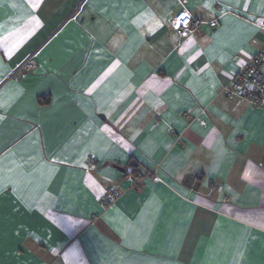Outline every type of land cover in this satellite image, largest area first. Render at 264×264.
Wrapping results in <instances>:
<instances>
[{
	"label": "crops",
	"instance_id": "0c3cea01",
	"mask_svg": "<svg viewBox=\"0 0 264 264\" xmlns=\"http://www.w3.org/2000/svg\"><path fill=\"white\" fill-rule=\"evenodd\" d=\"M263 45L264 0H0V264H264V106L221 91Z\"/></svg>",
	"mask_w": 264,
	"mask_h": 264
},
{
	"label": "built area",
	"instance_id": "2783aa9c",
	"mask_svg": "<svg viewBox=\"0 0 264 264\" xmlns=\"http://www.w3.org/2000/svg\"><path fill=\"white\" fill-rule=\"evenodd\" d=\"M182 18L186 21L185 23H180ZM172 24L176 35L185 38L196 30L201 22L193 18L187 10L182 9L174 16ZM36 56L37 52L28 54L10 70L6 79L35 71L37 68ZM221 91L228 100L242 99L253 107L264 106V45L254 56L242 64L237 73L222 87ZM152 178L156 180L155 176H152ZM119 197L120 193L109 187L104 191L100 205L104 210H107L117 202Z\"/></svg>",
	"mask_w": 264,
	"mask_h": 264
},
{
	"label": "snow or ice",
	"instance_id": "6c2138e0",
	"mask_svg": "<svg viewBox=\"0 0 264 264\" xmlns=\"http://www.w3.org/2000/svg\"><path fill=\"white\" fill-rule=\"evenodd\" d=\"M205 7H209V5L208 4H205ZM186 21L182 18L181 19V21H180V23H185Z\"/></svg>",
	"mask_w": 264,
	"mask_h": 264
}]
</instances>
